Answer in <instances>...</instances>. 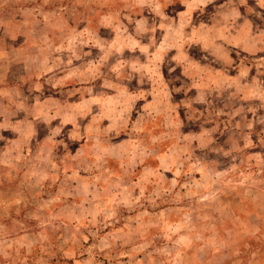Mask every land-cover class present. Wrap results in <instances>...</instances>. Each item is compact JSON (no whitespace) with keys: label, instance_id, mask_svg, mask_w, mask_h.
I'll use <instances>...</instances> for the list:
<instances>
[{"label":"rangeland","instance_id":"rangeland-1","mask_svg":"<svg viewBox=\"0 0 264 264\" xmlns=\"http://www.w3.org/2000/svg\"><path fill=\"white\" fill-rule=\"evenodd\" d=\"M0 264H264V0H0Z\"/></svg>","mask_w":264,"mask_h":264}]
</instances>
